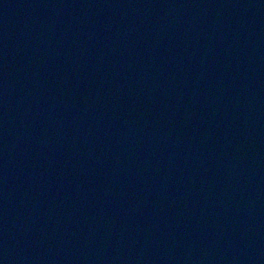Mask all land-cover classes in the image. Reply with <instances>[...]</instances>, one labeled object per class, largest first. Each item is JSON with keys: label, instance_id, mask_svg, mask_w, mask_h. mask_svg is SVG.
<instances>
[{"label": "water", "instance_id": "95a60500", "mask_svg": "<svg viewBox=\"0 0 264 264\" xmlns=\"http://www.w3.org/2000/svg\"><path fill=\"white\" fill-rule=\"evenodd\" d=\"M0 264H264V0H0Z\"/></svg>", "mask_w": 264, "mask_h": 264}]
</instances>
